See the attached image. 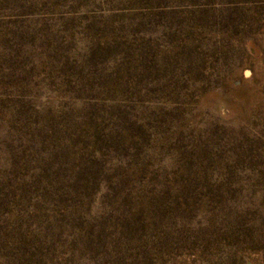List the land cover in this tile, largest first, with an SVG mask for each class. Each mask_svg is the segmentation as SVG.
I'll list each match as a JSON object with an SVG mask.
<instances>
[{
	"label": "rangeland",
	"instance_id": "1",
	"mask_svg": "<svg viewBox=\"0 0 264 264\" xmlns=\"http://www.w3.org/2000/svg\"><path fill=\"white\" fill-rule=\"evenodd\" d=\"M0 264H264V0H0Z\"/></svg>",
	"mask_w": 264,
	"mask_h": 264
}]
</instances>
